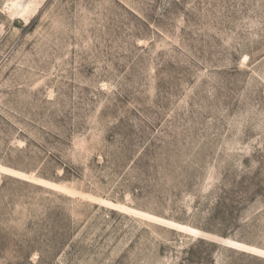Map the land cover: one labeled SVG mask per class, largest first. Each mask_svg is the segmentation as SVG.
Masks as SVG:
<instances>
[{"label": "rangeland", "instance_id": "1", "mask_svg": "<svg viewBox=\"0 0 264 264\" xmlns=\"http://www.w3.org/2000/svg\"><path fill=\"white\" fill-rule=\"evenodd\" d=\"M0 264H264V0H0Z\"/></svg>", "mask_w": 264, "mask_h": 264}, {"label": "bare ground", "instance_id": "2", "mask_svg": "<svg viewBox=\"0 0 264 264\" xmlns=\"http://www.w3.org/2000/svg\"><path fill=\"white\" fill-rule=\"evenodd\" d=\"M14 6H16V5H14ZM12 7V6H11ZM15 8H17V7H15ZM19 8V7H18ZM24 10V9H23Z\"/></svg>", "mask_w": 264, "mask_h": 264}]
</instances>
